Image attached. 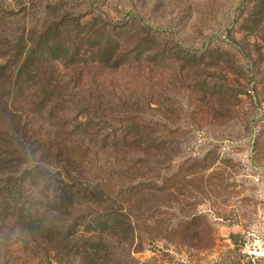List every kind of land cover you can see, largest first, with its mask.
Returning <instances> with one entry per match:
<instances>
[{
  "label": "rangeland",
  "instance_id": "obj_1",
  "mask_svg": "<svg viewBox=\"0 0 264 264\" xmlns=\"http://www.w3.org/2000/svg\"><path fill=\"white\" fill-rule=\"evenodd\" d=\"M0 18L6 20L0 26V88L10 75L2 70L11 66L9 58L1 57L9 47L46 52L48 28L79 23L93 39L77 41L75 57L61 48L47 56L49 86L31 87L36 66L27 73L31 78L22 76V88L37 93L53 84L55 92L79 95L87 84L91 108L86 102L80 109L67 96L65 105L76 106L67 121L88 116L94 104L108 110L92 120L103 130L136 133L146 126L171 147L159 160L152 224L149 212L132 207L137 231L122 245L117 238L123 236L115 234L121 227L113 222L101 238L82 226V251L93 246L102 252H65L64 264H264V0H0ZM123 29L128 32L117 41L113 36ZM73 35L76 40L78 32ZM81 68L88 76L77 81ZM84 172L79 185L111 184L97 191L95 207L113 211L125 203L107 198L113 194L114 200L130 179L110 176L101 162ZM141 174L128 177L139 182ZM36 238L43 252L53 251L49 239ZM19 240L11 257L24 253L19 264H35L30 256L36 250Z\"/></svg>",
  "mask_w": 264,
  "mask_h": 264
},
{
  "label": "trees",
  "instance_id": "obj_2",
  "mask_svg": "<svg viewBox=\"0 0 264 264\" xmlns=\"http://www.w3.org/2000/svg\"><path fill=\"white\" fill-rule=\"evenodd\" d=\"M5 22L6 20L0 18V26L5 25ZM70 23L60 24L55 31L53 28L46 30V52L37 54V50L32 48L25 53L26 46L22 48L18 44L9 47L1 56L9 58L11 66L2 67V70L9 68L10 75L5 76L6 87L0 88V234L2 231L7 232L0 235V264H19V259L25 254L18 253V260H13L10 254L11 249L19 245V238H22L21 242H26V246L36 250L30 256L35 264H44V260L48 263L53 261L55 264H64L67 256L65 252H102L100 247L93 246L82 251L78 240L82 226L85 227V233L101 238L103 235L100 234L107 231L106 228L113 222L121 227L115 234L123 236L122 240L117 238V243L122 245L127 243L124 242V237L134 235L137 231L134 221L138 217L132 214V207L139 206L137 209L149 212L147 224H152L157 218L154 211L161 191L157 184L159 160L163 151L165 155L171 151L170 145L163 146L156 132L146 126L136 133L129 128L103 130L92 120L106 117L105 112L108 110L94 104L88 116H76L72 122L67 121L68 114L71 113L69 108L75 110V105L79 104L80 109H85L86 102L91 108L93 93L85 90L84 86L87 84L79 86L82 91L79 95L68 90L55 92L52 89L53 84L51 88L44 87L42 91L32 92L31 87H36L38 83L40 86L48 84L46 67L52 65L51 61H47L48 55L52 56L57 48H61L67 55L72 52L75 57L77 41L93 39V35L90 36L87 30H82L79 23L74 24L75 26ZM124 30L126 29L113 37L117 41L122 40L128 32ZM75 31L78 32L76 40L73 35ZM37 58L41 64L36 62ZM149 63L153 64L154 61ZM35 67L38 78L39 72H45L42 80L27 75L33 74ZM84 69L86 68H81L77 81L79 78H87V70ZM24 75L36 81L35 85L30 87L25 83L28 86L23 89ZM67 96L78 100V103L74 101L75 105H65ZM131 100L135 98L132 97ZM16 105L21 108L15 110ZM8 144L14 145L13 152L9 150ZM30 158L33 163L31 166L26 164V160ZM99 162L103 168L109 170L110 176L130 179L126 190L115 191L114 200L113 194H108L110 197L107 200L112 204L122 198L125 201L123 204L119 203L118 208L113 211L95 207L93 201L95 194L99 193L97 191L109 188L111 184H100L97 188H92L89 180L88 183L79 185L85 169L89 167L92 171ZM23 165L25 168L21 170ZM80 170L83 171L81 174L78 173ZM134 171L142 172L139 182L128 177ZM106 202L103 201L102 204L106 205ZM36 237L49 239L53 251L43 252L45 250L41 249ZM112 250L115 252V249ZM55 252L54 260L50 257Z\"/></svg>",
  "mask_w": 264,
  "mask_h": 264
}]
</instances>
